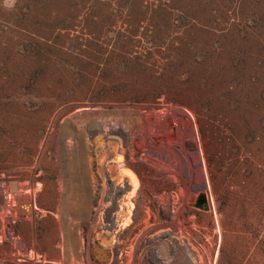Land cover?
Returning a JSON list of instances; mask_svg holds the SVG:
<instances>
[{
	"label": "rangeland",
	"instance_id": "obj_1",
	"mask_svg": "<svg viewBox=\"0 0 264 264\" xmlns=\"http://www.w3.org/2000/svg\"><path fill=\"white\" fill-rule=\"evenodd\" d=\"M26 182L0 264H264V0H0L1 212Z\"/></svg>",
	"mask_w": 264,
	"mask_h": 264
},
{
	"label": "bare ground",
	"instance_id": "obj_2",
	"mask_svg": "<svg viewBox=\"0 0 264 264\" xmlns=\"http://www.w3.org/2000/svg\"><path fill=\"white\" fill-rule=\"evenodd\" d=\"M118 120V119H117ZM103 123V122H102ZM112 124V123H111ZM106 126V125H105ZM120 127H124L125 128V125H124V123L122 124H119L118 122L116 123V124H113V125H111V127H110V130H109V135H110V133H112V135H117V137H118V142L117 143H109V140H107L106 139V142H104L105 143V145L104 146H108V148L109 147H111V150H110V152H112L113 153V149H112V147L113 148H115V151H116V149H119L120 147H122V145H123V143H122V140H124V137H126L127 138V135L128 134H126L125 133V131H123V130H121L120 129ZM170 127H172V126H170ZM95 128V127H94ZM172 128H175V127H172ZM98 130V129H97ZM100 130H101V128H100ZM105 131H107L106 129H104ZM96 131V130H95ZM125 134V135H124ZM94 135V134H93ZM111 138V137H110ZM126 138H125V140H126ZM129 138V137H128ZM105 139V138H104ZM113 139H116V138H113ZM104 141V140H103ZM127 141V140H126ZM102 142V141H101ZM110 142H112V141H110ZM99 144H100V142H99ZM103 146V147H104ZM120 151H119V153L121 152V148L119 149ZM98 152V151H97ZM102 152H104V151H102ZM107 152V151H106ZM109 152V153H110ZM97 154V153H96ZM99 154V153H98ZM100 155V154H99ZM101 156V155H100ZM103 158V157H102ZM105 158V157H104ZM108 158H111V157H107V159ZM196 158V161H195V159L193 160V163H194V166H198V167H201L202 166V164L201 163H199L197 160V157H195ZM106 159V158H105ZM107 161V162H106ZM105 161V165H109L108 163H110V161L109 160H106ZM102 163V162H101ZM103 165V164H102ZM100 166H101V164H100ZM109 166H111V165H109ZM99 167V166H98ZM121 172V171H120ZM118 178L119 179H121L124 183H127L130 187H131V190H132V192H133V197H134V199H136L138 196L140 197L141 195H143V192H141V191H139V189H138V186H139V184H138V182H137V180H136V178H134V177H132V176H128V175H126V174H124L123 172L122 173H119L118 174ZM25 190V192H23V195L21 196V198L22 199H24V205H23V207H22V209H20V208H18L19 206V202H18V195H17V193H15V194H12V193H7V190H4L5 191V195H4V200H3V204L4 203H6L7 205H8V207H10L11 209H6V211L5 212H1L0 211V213H9V212H11V210H13V208H15L17 211H18V213H20V215L21 214H23V213H26V214H28V202H27V200H29L30 198H31V196L30 195H28V194H31V192H32V190H31V188H30V186H28V184H27V182H26V186H25V188H24ZM21 190H22V187H21ZM98 197V196H97ZM145 200V199H144ZM31 202V201H30ZM100 203V202H99ZM151 204L152 205H155L154 204V200H153V202L151 201ZM1 206V205H0ZM98 206H100V205H98ZM35 208H36V205H35ZM100 208V207H99ZM25 209H26V211H25ZM97 209V208H96ZM141 209V208H140ZM101 210V209H100ZM142 213V212H141ZM119 214V217L121 218V219H124V220H130V219H132L134 216H136L137 215V206H136V204H127V203H123V210H122V212L121 213H118ZM117 214V215H118ZM116 215V216H117ZM93 216H94V214H93ZM97 216V215H96ZM139 216V215H138ZM102 217H103V219L102 220H107L106 218H107V214H105V212H103L102 213ZM135 218V217H134ZM96 219V218H95ZM119 219V218H118ZM104 221V222H105ZM135 222V221H134ZM113 227V226H112ZM120 230V229H119ZM101 236V235H100ZM115 238V237H114ZM119 238V237H118ZM1 239H4L5 241H12L13 242V245L15 246V248H17V251H16V253H15V256L17 257V261L18 262H23V261H25L26 260V258L27 257H32V255H33V251L31 250V251H28V250H22L20 247H18V244H17V242H16V239H17V236H14V234H13V227L11 226V225H9L8 223L6 224V227H5V230H4V232H3V234H0V240ZM116 240V239H115ZM105 242L108 244V245H110V244H114V246H115V244H116V242H113V241H107V240H105ZM106 245V244H105ZM117 249H118V247H117ZM187 249V248H186ZM146 251V250H145ZM119 252V251H118ZM116 259V258H115ZM120 258H119V256H117V260H119ZM114 260V259H113ZM154 261V260H153ZM19 264V263H18ZM110 264H119V261H118V263H117V261H115L114 260V262H111Z\"/></svg>",
	"mask_w": 264,
	"mask_h": 264
},
{
	"label": "water",
	"instance_id": "obj_3",
	"mask_svg": "<svg viewBox=\"0 0 264 264\" xmlns=\"http://www.w3.org/2000/svg\"><path fill=\"white\" fill-rule=\"evenodd\" d=\"M197 203L193 204L194 207L202 210V211H208L209 210V202L207 195L205 194H199L196 198Z\"/></svg>",
	"mask_w": 264,
	"mask_h": 264
},
{
	"label": "crops",
	"instance_id": "obj_4",
	"mask_svg": "<svg viewBox=\"0 0 264 264\" xmlns=\"http://www.w3.org/2000/svg\"><path fill=\"white\" fill-rule=\"evenodd\" d=\"M39 189H40V191L42 190L41 187H39ZM55 216H56V214H55ZM55 219H56V226H55V230H54L53 241H54L55 239H56V241H57V240L59 241L58 236H57L56 234H57V232H58L59 229H60V224H59V221H60V220H58L56 217H55ZM51 242H52V241H51ZM48 243H49V241H48ZM58 244H59V242L56 244V246H58Z\"/></svg>",
	"mask_w": 264,
	"mask_h": 264
},
{
	"label": "flooded vegetation",
	"instance_id": "obj_5",
	"mask_svg": "<svg viewBox=\"0 0 264 264\" xmlns=\"http://www.w3.org/2000/svg\"><path fill=\"white\" fill-rule=\"evenodd\" d=\"M196 198H197V197H196ZM196 198H195V200H194V203H195V204L197 203Z\"/></svg>",
	"mask_w": 264,
	"mask_h": 264
},
{
	"label": "built area",
	"instance_id": "obj_6",
	"mask_svg": "<svg viewBox=\"0 0 264 264\" xmlns=\"http://www.w3.org/2000/svg\"><path fill=\"white\" fill-rule=\"evenodd\" d=\"M2 241V239L0 240V242Z\"/></svg>",
	"mask_w": 264,
	"mask_h": 264
}]
</instances>
